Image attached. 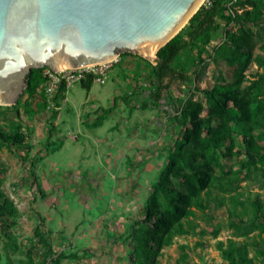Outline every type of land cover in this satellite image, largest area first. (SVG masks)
<instances>
[{
  "label": "rangeland",
  "instance_id": "374dc122",
  "mask_svg": "<svg viewBox=\"0 0 264 264\" xmlns=\"http://www.w3.org/2000/svg\"><path fill=\"white\" fill-rule=\"evenodd\" d=\"M221 39V29L211 32L209 48ZM118 58L120 69L110 81L92 84L88 91L76 83L56 103L52 100V106L26 99L25 90L14 105H0V126L8 129L19 123L26 136L20 146L0 148L6 165L0 186L16 208L10 231L17 243V249L9 252L0 237V264H26L27 248L32 249V264H49L48 250L80 255L62 264H131L130 227L140 218V208L177 133L171 119L177 111L171 103L192 97L202 102L201 114H205L209 102L196 88L211 87L213 72L211 61L202 67L195 62L196 50L182 53L176 60L191 64L187 72L195 76L196 87L190 82L166 83L160 99L141 109L134 101L124 105L118 97L133 91L154 99L151 68L155 58L133 52ZM115 97L118 100L113 107ZM12 106L18 108L19 115ZM110 107V112L100 110ZM50 122L54 131L48 138ZM30 157L35 159L34 170L45 197L32 183ZM241 158L231 156L221 163L230 170ZM238 191L242 199L259 196L264 201V172L254 181H242ZM192 220L194 233L174 236L172 243L162 248L156 264H185L179 259L180 246H185L188 264H224L215 242L245 239L233 233L226 207L217 208L209 202L195 210Z\"/></svg>",
  "mask_w": 264,
  "mask_h": 264
},
{
  "label": "trees",
  "instance_id": "16d2710c",
  "mask_svg": "<svg viewBox=\"0 0 264 264\" xmlns=\"http://www.w3.org/2000/svg\"><path fill=\"white\" fill-rule=\"evenodd\" d=\"M219 29L222 39L211 49L208 46L210 34ZM192 50H196L198 60L195 62L201 67L208 60L212 62V86L196 88L209 102L208 108L202 115V102L192 97L178 104L171 103L177 111L171 117L177 133L167 146L165 164L140 208V218L130 227V263L156 264L162 248L170 245L174 236L194 233L195 210L212 202L217 208L226 207L233 233L245 236L241 240L227 238L215 242L224 264H264V201L259 196L242 199L238 191L242 181H254L264 172V0L202 2L187 23L156 52L151 68L154 99L133 91L118 98L124 105L134 101L144 109L160 99L166 83L190 82L196 87L195 76L187 72L191 64L176 60ZM253 64L254 69L250 71ZM43 69L44 66L37 67L27 74L25 96L38 99L39 105L44 107L47 99ZM226 75L231 77L229 81ZM80 85L88 91L91 77L82 80ZM65 93L62 83L52 96L54 103ZM118 98L113 99V107ZM113 107L100 110L110 112ZM12 111L19 115L16 106H12ZM50 125L48 138L54 131L53 123ZM25 140L19 123L8 129L0 126V148L20 146ZM231 156L242 158L226 170L221 160ZM22 161L26 162V158L22 157ZM34 163L35 159L30 157L28 171L37 193L45 197ZM5 170L6 165L0 158V184ZM15 209L0 186V237L9 252L17 249L10 231ZM39 228L37 224L34 234H38ZM253 230L256 232L247 237ZM212 234L216 235V230ZM179 249L180 261L188 264L185 246ZM47 255L49 264L80 258L76 252L65 250H48ZM26 257V264H32V249L27 248Z\"/></svg>",
  "mask_w": 264,
  "mask_h": 264
},
{
  "label": "water",
  "instance_id": "95a60500",
  "mask_svg": "<svg viewBox=\"0 0 264 264\" xmlns=\"http://www.w3.org/2000/svg\"><path fill=\"white\" fill-rule=\"evenodd\" d=\"M203 0H0V105L30 70L101 64L165 45ZM156 59V53L154 57Z\"/></svg>",
  "mask_w": 264,
  "mask_h": 264
},
{
  "label": "built area",
  "instance_id": "2783aa9c",
  "mask_svg": "<svg viewBox=\"0 0 264 264\" xmlns=\"http://www.w3.org/2000/svg\"><path fill=\"white\" fill-rule=\"evenodd\" d=\"M118 56L113 60L101 64H90L80 67L52 70L44 66L43 74L46 77L45 94L47 106H52V96L60 84H64L66 91L74 84L91 77L92 84H104L111 80L119 71Z\"/></svg>",
  "mask_w": 264,
  "mask_h": 264
},
{
  "label": "bare ground",
  "instance_id": "6f19581e",
  "mask_svg": "<svg viewBox=\"0 0 264 264\" xmlns=\"http://www.w3.org/2000/svg\"><path fill=\"white\" fill-rule=\"evenodd\" d=\"M157 47L154 49L149 50L146 54H143L144 57L148 58V59H152L156 53ZM66 66H60L58 67V69H64Z\"/></svg>",
  "mask_w": 264,
  "mask_h": 264
},
{
  "label": "crops",
  "instance_id": "0c3cea01",
  "mask_svg": "<svg viewBox=\"0 0 264 264\" xmlns=\"http://www.w3.org/2000/svg\"><path fill=\"white\" fill-rule=\"evenodd\" d=\"M92 88V87H91Z\"/></svg>",
  "mask_w": 264,
  "mask_h": 264
}]
</instances>
